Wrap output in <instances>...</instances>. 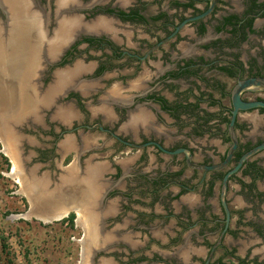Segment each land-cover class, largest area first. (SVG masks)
Listing matches in <instances>:
<instances>
[{
	"label": "flooded vegetation",
	"instance_id": "obj_1",
	"mask_svg": "<svg viewBox=\"0 0 264 264\" xmlns=\"http://www.w3.org/2000/svg\"><path fill=\"white\" fill-rule=\"evenodd\" d=\"M38 1L55 8V0ZM62 1L61 10L70 15L59 16L58 60L43 71L42 83L45 87L56 74L66 76L70 85L41 112V119L25 124L26 134L40 139L28 134L24 152L32 149L30 165L47 163L53 170L39 164L38 173L52 177L60 173L61 158L64 165L80 156L81 171L88 170L86 163L94 169L103 164L104 178L116 190L105 199L112 210L104 213L100 233L107 241H100L91 264L149 259L163 264H264V149L229 179L228 225L221 201L225 174L264 142V107L239 110L234 129L230 127L232 93L239 80L264 78V0H239L237 11L234 0H216L206 15L212 0ZM73 20H79L78 28ZM241 98L264 102V90H245ZM60 104L69 122L56 112ZM97 133L104 135L102 143H96ZM234 138L237 146L228 163L204 169L226 160ZM68 139L73 141L66 149ZM160 146L189 149L195 166L184 152L171 154ZM126 148L132 150L128 157H119ZM132 161L138 165L129 166ZM139 187L148 193V210L126 204ZM236 198L241 203H234ZM156 202L165 206L155 207L164 211L161 215L152 209ZM72 213L75 222L77 210L64 218ZM159 216L169 223L157 231L156 223L149 222ZM143 221L149 223L145 242L138 234ZM125 254L130 255L127 261Z\"/></svg>",
	"mask_w": 264,
	"mask_h": 264
},
{
	"label": "water",
	"instance_id": "obj_2",
	"mask_svg": "<svg viewBox=\"0 0 264 264\" xmlns=\"http://www.w3.org/2000/svg\"><path fill=\"white\" fill-rule=\"evenodd\" d=\"M62 2V0H55V8L52 10L41 6L38 0H0V30L4 34H0V85L3 86L0 89V132L2 130V135L11 140L14 153L19 157L18 163L19 169L23 172V183H25L28 192L32 194V198H39L46 205L49 202H56L59 206H65L68 212L73 209L78 212L86 210V212H83L88 219L92 220L94 224L91 223L96 228H88L86 234L89 241L86 250H84L83 261L86 264H91L94 261L95 254L99 253V249H101L97 248L100 247V241H107V237L102 236L100 232L102 225L105 223L104 213L106 214L108 210H112L109 203H105V199L108 192L113 189L110 186L113 181L104 178L105 173L102 171L103 167L101 166L103 164H97L98 167L94 169L90 168L89 163H86L88 170L81 171L77 168L81 166L80 156H78L76 163L72 162L66 167L62 166V160H60L58 163L60 173L57 177H52L49 172L38 173L39 165H29L32 159L31 151L30 155H25L23 152L25 139L30 140L26 130H24L28 126H25V124L41 119V112L48 108L47 106L52 105L53 102L56 103L54 100L56 97L66 94L65 90L70 85L66 76L56 74L53 75L52 80L45 87L42 83L43 71L49 65H54L58 60L61 41L58 42L57 38L59 36L55 31L57 30V24L60 22L59 16L70 15V11L61 10V7L65 5V2L64 4ZM215 3L216 0H212L210 8L204 15L212 10ZM66 4L68 6L75 5ZM31 31L33 34L27 36ZM35 49L36 52H34ZM14 51L19 56L13 54ZM245 90H264V78L253 77L239 80L235 86L232 93L231 130L234 129L235 118L239 110H248L257 106L264 107L263 101L242 100L241 94ZM63 107L61 104L56 106V112H63ZM68 118L61 119L69 122L67 121ZM65 125L69 126L67 123ZM71 141L69 140L67 148H69ZM233 141L234 145L223 163L205 165L204 169L214 170L226 165L237 146L235 138ZM130 145L143 146L134 143ZM160 148L171 154L184 152L188 162L192 164L189 149L179 148L169 151L162 146ZM263 149L264 142L243 154L238 164L228 171L223 178L221 201L227 215V225L230 221V210L226 200L229 179L250 156ZM192 165L195 166V164ZM72 193H81L82 196L74 199ZM114 202L110 201V204ZM85 245L86 241L84 242Z\"/></svg>",
	"mask_w": 264,
	"mask_h": 264
},
{
	"label": "rangeland",
	"instance_id": "obj_3",
	"mask_svg": "<svg viewBox=\"0 0 264 264\" xmlns=\"http://www.w3.org/2000/svg\"><path fill=\"white\" fill-rule=\"evenodd\" d=\"M27 133L30 134L29 131ZM96 135V143H100L102 139L105 138L101 133H97ZM31 136L38 139L35 135ZM99 145L102 147L101 144ZM5 147V143L0 135V264H82L84 250H86L84 249V240L87 244V233L82 222L79 220L80 213L77 215L74 226H71L69 222L61 221L62 219H53V221L49 222L36 217L34 214H36L35 212H37V210H33L32 212L33 205L31 204L30 197L28 193H26L25 187H22L18 176L13 174V160L5 153ZM102 150L103 148L98 150L100 151V157H102L101 160L105 159V156L103 157L105 153L104 150ZM129 151L132 150L126 148L123 153H117V155L119 157H128ZM24 154L30 155V153L28 154L25 152ZM45 158L46 157H42L40 159ZM39 164L41 163L37 162L31 165ZM68 164L69 163H64L63 165L62 163V166L66 167ZM128 164L134 167L138 165V162L132 161ZM47 165V163L41 164L40 169L44 168L42 170L52 171L53 168H49ZM149 165H152V163ZM114 190L116 189L111 191ZM124 190H126V188H123V191ZM133 190L134 193L130 201H126L124 198V202L126 201V204H129L132 209L136 208L138 211L143 209L148 210L150 207L147 205L149 201H146V199H149V196H147L148 193L140 187ZM114 194L118 193L115 192ZM159 204H161L160 206L162 208L165 207L162 203L156 202L152 205V209L155 210V207L159 206ZM41 209L44 210L42 207ZM156 210L155 212H158V215L164 213L162 210ZM175 220L176 218L170 217L169 221ZM152 222L156 223L157 231L165 229V225L169 223L160 216L154 218L149 223ZM149 223L143 221L140 224V230L137 229L140 232L136 233L139 235L141 234L139 241L143 240L142 242H145L148 239V233L145 232V229ZM191 233L192 231L188 232L189 235H191ZM160 242V244H168V240L166 242ZM128 255L129 254L124 255L123 258L125 261L128 260ZM143 263L163 264V262L158 259L153 261L149 259V261L140 262L138 264Z\"/></svg>",
	"mask_w": 264,
	"mask_h": 264
},
{
	"label": "bare ground",
	"instance_id": "obj_4",
	"mask_svg": "<svg viewBox=\"0 0 264 264\" xmlns=\"http://www.w3.org/2000/svg\"><path fill=\"white\" fill-rule=\"evenodd\" d=\"M77 21H79V20H75V21L73 20L74 24L72 23V25H73L74 28H78L79 27V26H77L78 25V22ZM0 34L1 35H4L1 30H0ZM29 34L32 35L33 34L32 31L30 33H28L27 36ZM61 38H63V37H61ZM35 45H37V43H35ZM15 50H17V48H15ZM34 52H36V49H35ZM13 54L18 55L16 53V51H14ZM1 88H3V86L0 85V89ZM58 114L60 115V117L62 119L68 117L67 116L68 115V112L65 113L63 111V112L58 113ZM1 132H2V130H1ZM0 135H1V138L4 141L5 146H6L5 147V153H7L11 157V159L13 160V174L15 176H18V179L20 180V182L22 184V187L24 188L26 185H25V183H23V180H22L23 172L19 169V163H18L19 157H18V155L16 153H14V147L11 144V140L7 136L2 135V133ZM65 145H69V143H65ZM64 147L67 148V146H64ZM25 191H26V193H28V196L30 197L31 204L33 205L32 212H33V210L34 211L37 210V212H35L36 214H34V215L36 217H38L39 219H44L45 221H49L50 222V221H53V219H59L60 220V219H63L65 216H67L68 210L66 209L65 206H63V205H60L59 206V204H56V202H49V204L46 205L43 201H41V199H39V198H32V194H29V192H27L26 187H25ZM33 199H35L36 201H34ZM41 207L44 208V210H42ZM83 211L86 212V210H83ZM83 211H81V212L79 211V213H80L79 220H80V222H82V224H83V226H84V228L86 230V233H87L88 226L90 224V221L92 222V220L90 218L88 219V217L86 216V214ZM93 224H92V226L94 227ZM108 237H110V234L108 235ZM88 241H89V239L87 238V242ZM84 242H85V240H84ZM86 248H87V244L85 245V249ZM82 264H86L85 261H83Z\"/></svg>",
	"mask_w": 264,
	"mask_h": 264
},
{
	"label": "crops",
	"instance_id": "obj_5",
	"mask_svg": "<svg viewBox=\"0 0 264 264\" xmlns=\"http://www.w3.org/2000/svg\"><path fill=\"white\" fill-rule=\"evenodd\" d=\"M225 1H228V0H225ZM232 1H233V0H232ZM233 5H234L236 11H237V10H240L241 7H242L241 4H240V2H239V0H234ZM257 21H258L259 23L263 22V20H261V19H258ZM260 186H261L262 188H264V180H263V182L260 184ZM231 195H234V194H231ZM235 197H236V196H235ZM234 203H241V201L238 200V198H236L235 201H234Z\"/></svg>",
	"mask_w": 264,
	"mask_h": 264
},
{
	"label": "trees",
	"instance_id": "obj_6",
	"mask_svg": "<svg viewBox=\"0 0 264 264\" xmlns=\"http://www.w3.org/2000/svg\"><path fill=\"white\" fill-rule=\"evenodd\" d=\"M74 218L75 214L72 213L69 217L63 218L61 221L69 222L71 223V226H74Z\"/></svg>",
	"mask_w": 264,
	"mask_h": 264
}]
</instances>
